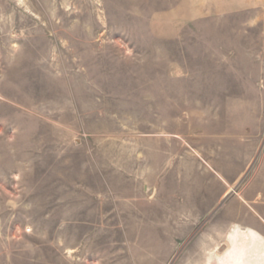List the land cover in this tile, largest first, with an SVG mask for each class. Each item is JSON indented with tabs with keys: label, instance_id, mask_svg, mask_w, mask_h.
I'll list each match as a JSON object with an SVG mask.
<instances>
[{
	"label": "rangeland",
	"instance_id": "obj_1",
	"mask_svg": "<svg viewBox=\"0 0 264 264\" xmlns=\"http://www.w3.org/2000/svg\"><path fill=\"white\" fill-rule=\"evenodd\" d=\"M262 163L264 0H0V264H208Z\"/></svg>",
	"mask_w": 264,
	"mask_h": 264
},
{
	"label": "bare ground",
	"instance_id": "obj_2",
	"mask_svg": "<svg viewBox=\"0 0 264 264\" xmlns=\"http://www.w3.org/2000/svg\"><path fill=\"white\" fill-rule=\"evenodd\" d=\"M256 234L233 230L228 236L229 246L208 264H264V237Z\"/></svg>",
	"mask_w": 264,
	"mask_h": 264
},
{
	"label": "crops",
	"instance_id": "obj_3",
	"mask_svg": "<svg viewBox=\"0 0 264 264\" xmlns=\"http://www.w3.org/2000/svg\"><path fill=\"white\" fill-rule=\"evenodd\" d=\"M226 195L228 198L225 202L240 201L245 205L247 219L255 224L253 229L264 237V163L249 175L236 195L230 194L229 191Z\"/></svg>",
	"mask_w": 264,
	"mask_h": 264
},
{
	"label": "flooded vegetation",
	"instance_id": "obj_4",
	"mask_svg": "<svg viewBox=\"0 0 264 264\" xmlns=\"http://www.w3.org/2000/svg\"><path fill=\"white\" fill-rule=\"evenodd\" d=\"M233 230H237V231H247V232H252V233H254V234H256L255 233V231L252 229V228H250V227H242V226H240V225H235L231 230H230V232L227 234V240H228V236L230 235V233L233 231ZM257 235V234H256ZM260 235V234H259ZM258 236V235H257ZM262 236V235H261ZM259 237V236H258ZM263 237V236H262ZM261 239V238H260ZM262 240V239H261Z\"/></svg>",
	"mask_w": 264,
	"mask_h": 264
}]
</instances>
